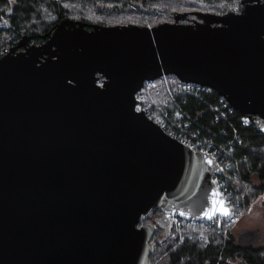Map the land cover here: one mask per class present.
<instances>
[{"label":"water","instance_id":"obj_1","mask_svg":"<svg viewBox=\"0 0 264 264\" xmlns=\"http://www.w3.org/2000/svg\"><path fill=\"white\" fill-rule=\"evenodd\" d=\"M241 4L192 23L67 19L0 53V264H152L151 210L227 217L205 215L225 200L219 166L137 111L135 93L171 74L264 133V0Z\"/></svg>","mask_w":264,"mask_h":264},{"label":"trees","instance_id":"obj_2","mask_svg":"<svg viewBox=\"0 0 264 264\" xmlns=\"http://www.w3.org/2000/svg\"><path fill=\"white\" fill-rule=\"evenodd\" d=\"M154 1H157L160 7L192 8L190 1L186 0H173L171 3H167L169 0ZM215 1L203 0L199 5L204 6L206 10H212ZM29 7V10L26 9V5L20 9V15H26L25 24L29 22L30 17L32 19L37 17L34 12L36 6L30 4ZM34 38L39 39V36L36 35ZM172 76L169 74L163 78L168 80ZM159 96L168 99L172 108H178L182 112L184 121L189 123L188 129L193 130L198 137L210 139L221 145L230 141L227 148L232 160L226 155L225 164L229 166V174L237 168L242 182L247 187L244 200L246 211L258 198L263 199L264 207V133L256 130L251 123L243 124L242 116L235 110L227 113L226 119L220 117L216 120L215 111L212 109L211 111L208 104L218 103L220 97L212 88L209 93L203 94L202 100H199L189 95L171 94L165 84ZM219 174L223 175L221 171ZM253 178L257 180V184L253 182ZM153 210L163 214L160 208ZM154 225L156 231L152 235V241L155 243V249L149 255L152 264H264V245L253 244L252 233L245 232L236 240L231 232L234 225H227L224 218L200 221L197 226L185 229L180 240L171 234L169 227L166 231L164 224ZM218 226L221 230L219 232ZM226 229L228 230L224 238L221 232Z\"/></svg>","mask_w":264,"mask_h":264},{"label":"flooded vegetation","instance_id":"obj_3","mask_svg":"<svg viewBox=\"0 0 264 264\" xmlns=\"http://www.w3.org/2000/svg\"><path fill=\"white\" fill-rule=\"evenodd\" d=\"M236 2H238L236 5L223 6L221 4L213 6L212 10H206L204 6L199 5L198 1L190 2L192 8L175 9L160 7L159 3L154 0H2L0 4V53L9 51L11 48H14L12 51L19 52L31 45L42 44L56 26L67 19L81 22L87 30H91L92 25L154 26L161 22H173L174 16L181 13L184 15L179 22L192 23L199 20L197 12L227 13L242 5L241 0ZM30 4L36 6L34 12L37 17L35 19L30 17L29 22L25 24L26 15H20V9L26 5V9L29 10ZM36 35L39 39L34 38ZM143 220L142 223L156 225L170 222L169 218L165 219L163 214L158 213L157 210L150 211Z\"/></svg>","mask_w":264,"mask_h":264},{"label":"built area","instance_id":"obj_4","mask_svg":"<svg viewBox=\"0 0 264 264\" xmlns=\"http://www.w3.org/2000/svg\"><path fill=\"white\" fill-rule=\"evenodd\" d=\"M164 76L167 75H162L156 79L143 82L141 88L135 93V109L137 111H144L170 137L180 141L191 149L204 152L213 158L214 162L219 166V171L223 173V175L219 173L213 175L215 185L223 193L225 201L230 206L232 213V215L224 219H226L227 225L233 226L246 211L244 200L247 194V187L242 182L237 168H235L231 174L228 173L229 166L225 164V161L226 155L229 160H232V157L228 153L229 148H227V146L230 145V141L226 142L225 145H221L210 139L198 137L193 130L188 129L189 123L184 121L182 112L178 108H172L168 99L159 96L165 84H167V91L171 94L189 95L199 100H202L203 94L209 93L211 88L206 85L180 81L174 75L171 79L165 80L163 78ZM219 97L218 103L210 102V104H208V108L215 111L216 120L220 117L226 119L227 113L229 114L234 111L227 101L221 96ZM241 119L243 124L250 123L245 117ZM237 199H239V201ZM169 219V230H171V234L177 236L179 240L185 229L188 230L189 228H193L197 226L200 221H204L194 218L185 220L177 217H169ZM227 230L228 229L221 232L224 238L226 237ZM217 231H221L220 226H218Z\"/></svg>","mask_w":264,"mask_h":264},{"label":"rangeland","instance_id":"obj_5","mask_svg":"<svg viewBox=\"0 0 264 264\" xmlns=\"http://www.w3.org/2000/svg\"><path fill=\"white\" fill-rule=\"evenodd\" d=\"M190 2H202L203 0H186ZM237 1V0H236ZM236 1L230 0H216L214 2L215 5L223 6L237 4ZM173 2V0L167 1V3ZM180 2V1H178ZM240 3V1H239ZM183 5V4H181ZM254 183H258L255 178H253ZM231 232L234 238L237 240L239 236L243 233H252L253 240L252 243L255 245H264V207H263V199L258 198L253 204L250 206V209L244 213L239 221L234 225L231 229Z\"/></svg>","mask_w":264,"mask_h":264},{"label":"snow or ice","instance_id":"obj_6","mask_svg":"<svg viewBox=\"0 0 264 264\" xmlns=\"http://www.w3.org/2000/svg\"><path fill=\"white\" fill-rule=\"evenodd\" d=\"M208 162L212 163L211 160H209ZM215 195L219 197V194H215ZM216 203L218 204V207L214 208L210 213H205V215L209 219H212L218 213L221 215H226V216L232 215L231 210L226 206V201L223 199V197H219Z\"/></svg>","mask_w":264,"mask_h":264}]
</instances>
